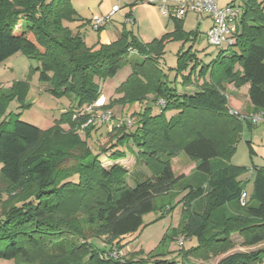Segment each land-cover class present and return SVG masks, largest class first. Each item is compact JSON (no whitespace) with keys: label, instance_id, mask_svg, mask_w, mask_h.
<instances>
[{"label":"trees","instance_id":"1","mask_svg":"<svg viewBox=\"0 0 264 264\" xmlns=\"http://www.w3.org/2000/svg\"><path fill=\"white\" fill-rule=\"evenodd\" d=\"M76 20L71 0H0V64L22 52L37 60L32 72L51 95L69 98L68 109L43 129L8 112L10 101L25 103L30 82L0 86V264H178L169 250L124 252L121 258L110 253L127 246L126 237L143 227L159 199L184 191L182 219L166 237L183 244L195 239L178 250L183 260L224 254L236 246V234L243 246L264 242V166L254 165L253 193L243 206L246 167L231 162L241 132L258 124L230 114L235 95L226 93L228 84H249L253 109L264 111V0L244 1L236 43L210 62H202L193 46L180 51L175 78L160 67L166 45L199 39L183 18H173V30L150 42L125 29L111 43L93 46L67 24ZM132 50L143 59L131 61ZM127 64L132 71L107 97L108 107L138 104L135 129L116 127L112 144L96 150L94 134L106 124L82 131L87 116L80 113ZM192 85L196 89L187 90ZM129 150L148 170L133 184L123 165H103ZM182 153L194 164L189 173L176 174L173 160ZM263 262L264 247L231 253L217 264Z\"/></svg>","mask_w":264,"mask_h":264},{"label":"rangeland","instance_id":"2","mask_svg":"<svg viewBox=\"0 0 264 264\" xmlns=\"http://www.w3.org/2000/svg\"><path fill=\"white\" fill-rule=\"evenodd\" d=\"M75 1L77 2V0ZM227 1L228 0H219V6H225V3ZM244 1L245 0H232L230 1V3L244 6ZM94 9H98V5L97 7L95 6ZM87 14H82L81 16H79V19L81 20L82 17H84V19H88ZM204 16L196 13H189L185 18L184 27L186 28V30L188 32L193 31L199 33V39L195 43L194 41L185 43L184 40H177L171 41L166 45L164 56L160 61V67L166 73H168L171 78H175L176 76L177 71L175 70V68L178 65V56L180 51H186L190 46H193V50L197 54V57L202 60V62L208 63L216 55L218 50L226 48V45L217 47L209 44L205 36V31L210 26V22L212 19L207 15ZM196 19L197 21L200 20L201 22H203L201 29L198 28L199 22H197ZM73 22H67V24L72 25ZM109 24L112 28L113 26H123L124 22H121L118 14H115ZM74 26L75 25L73 24L72 27ZM173 28L174 21L170 20V29L173 30ZM85 35L87 37V41L91 43L92 39L97 36V31H95L91 27L86 26ZM129 58L131 61H141L143 59V57L135 51L130 53ZM37 63V60L30 59L22 52H19L8 58L0 64V86L8 88L14 81L28 80L30 82V88L28 90L25 103H22L19 100L10 101L8 105V112H20L22 114L21 120L33 123L43 129H48L55 124L58 118L61 117L65 109H68L69 98L64 97L62 99H58L51 95L46 89H44V87H47L48 84L40 81L39 72H32V66H36ZM131 71V64H127L123 66L122 69H120L115 77L107 79L104 84L102 83L104 93L107 95L113 93L114 88L124 82ZM249 87V84L243 85L241 87L243 88L241 93L243 95L247 94ZM235 88L237 87L234 84H228L226 93L228 95H231L236 90ZM195 89V85L189 86L187 88V90L191 91ZM151 102L152 101H149V104ZM65 105L66 107H64ZM231 107L234 109H238L232 104ZM137 108H139L138 104H134L131 106H122L117 104L114 107H110V109L114 113L116 121L123 118L131 119L132 124L128 125V129L130 131H133L136 126V118H132V115L133 111L137 110ZM157 110L159 109L156 108L155 112ZM238 111L244 117L250 116L251 114L257 112L251 108L247 110L238 109ZM75 117L77 116L74 115V118ZM83 124L80 126V130L85 128L83 127ZM97 125L101 126V124ZM116 127L119 126H117V124H106L95 132V136L93 137V144L96 145V150H99V146L106 147L112 144L113 140L116 139V136L118 134L119 128ZM101 130L102 133L98 134ZM82 134L84 135L83 132ZM130 145L133 146V143H130ZM250 145L253 151H251ZM231 162L246 167V170L242 174L241 179L246 184L245 187L248 191V195H251L253 193V176L255 172L253 167L254 165L264 166V123L253 125L252 127H245V129L241 132L239 141L236 143V149L231 158ZM115 163L123 165L128 170L129 182L131 184L134 183L135 176L140 174L142 171L148 172L143 163L136 161V158L130 150L127 151V156L124 158L110 157V159H104L103 165L109 168ZM193 164L194 162L185 153H182L173 160V168L176 174H179L182 171L189 173L192 169ZM1 167L2 164H0V169ZM2 187L4 186L0 181V189ZM185 193L186 191L180 194H176L173 197L170 196L167 199H159L157 201L158 207L155 210L144 215L143 227L139 231L133 232L126 237L127 246L121 251L126 253L136 251L141 255L147 256L152 251L169 250L172 251V253L168 254V258H172L178 261V264H217L220 260L231 253L255 252L264 247V242L252 246H243L241 236L236 234L234 236L237 243L236 246L224 254L212 256L208 260H203L196 257H189L186 260H183L180 256L177 255L178 250L183 247L189 248L195 245V239L184 238V244L182 245L180 244L181 236H179L180 239L178 240H171L167 239L166 237L169 234H175L176 227L182 219L183 204L179 201L185 195ZM13 195L15 194L13 193ZM165 200L170 201L164 203ZM163 204L167 205L168 209L165 214H163V208H161ZM103 243H107V240H102V244ZM118 252H120V250H118ZM3 264H13V262H4ZM262 264H264V262Z\"/></svg>","mask_w":264,"mask_h":264},{"label":"built area","instance_id":"3","mask_svg":"<svg viewBox=\"0 0 264 264\" xmlns=\"http://www.w3.org/2000/svg\"><path fill=\"white\" fill-rule=\"evenodd\" d=\"M148 2L157 5L164 15L172 18H184L189 13H196L202 16L207 15L212 19V25L206 32V38L209 44L217 47L222 45L229 47L236 43L237 36L235 30L244 10V6L242 5L228 3L220 7L219 0H148ZM120 10L121 4L118 3L106 14H94L91 19L93 28L100 30ZM127 20L133 22L131 16H128ZM132 51L134 52V50ZM164 103V99H160L158 105L161 106ZM108 104V98L102 94L93 103L85 105L80 113V115L87 116V121L83 124V127L92 124H117V126L132 124L129 118L116 121L114 113L108 107ZM230 114L236 115L242 120H250L254 124L264 123V111L262 110L244 117L238 109L231 107ZM248 197V192L244 191L240 196L241 205L245 206L247 204ZM180 244H183V239L180 240ZM123 254V251L118 252V250H113L110 253L115 258H121Z\"/></svg>","mask_w":264,"mask_h":264},{"label":"crops","instance_id":"4","mask_svg":"<svg viewBox=\"0 0 264 264\" xmlns=\"http://www.w3.org/2000/svg\"><path fill=\"white\" fill-rule=\"evenodd\" d=\"M71 1L75 9L77 10L79 16L88 13L87 14L88 19L86 18L84 19V17H82L81 20L79 19L72 23V25L73 24L75 25L74 27H72V25L70 26L75 32L81 33V35L85 38L86 43L89 46L97 45L98 43H103V44L111 43L112 41L119 38L123 30L125 29L133 31L135 34L139 36V38L143 42H150L153 39L162 36L165 32L171 31L170 20H173V18L169 16H164L160 8H158L157 5L148 2V0H77V2L75 0H71ZM230 1L232 0H228L225 4L230 3ZM118 3L121 4V10L116 14H118V17L121 20V22H124V25L113 26L111 28L110 24L108 23L102 29L95 30L91 24L92 16L94 14H106L111 10V8L114 5ZM97 5H98V9H94L95 6L97 7ZM128 16H131L133 18V22L127 20ZM185 18L186 17L183 18L184 23H185ZM197 22H199L198 28L201 29L203 22H201L200 20ZM211 25H212V20L210 22V26ZM86 26L91 27L95 31H97V36H95L94 39H92L91 43H89L86 39L87 38L85 35ZM210 26L208 27V29L210 28ZM207 30L205 32H207ZM48 88L49 85L47 87H44V89L46 90H48ZM115 88L113 93H110L109 95L105 94L103 91L104 95L108 98L109 96L111 97L112 95H115ZM102 89H103V85H102ZM235 89L236 90L232 93L233 95H235V98L232 99V105L240 110H247L249 108L253 109L249 98V93H248L249 90L247 91V94L243 95L241 93L243 88H235ZM64 107H66V105ZM100 133H102V130L99 131L98 134Z\"/></svg>","mask_w":264,"mask_h":264}]
</instances>
